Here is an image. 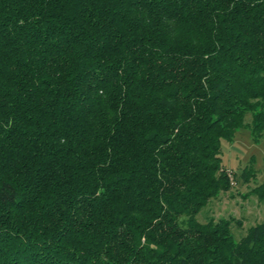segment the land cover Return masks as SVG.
Returning a JSON list of instances; mask_svg holds the SVG:
<instances>
[{
	"label": "trees",
	"instance_id": "obj_1",
	"mask_svg": "<svg viewBox=\"0 0 264 264\" xmlns=\"http://www.w3.org/2000/svg\"><path fill=\"white\" fill-rule=\"evenodd\" d=\"M245 128L264 0H0V264H264V220L197 219Z\"/></svg>",
	"mask_w": 264,
	"mask_h": 264
},
{
	"label": "rangeland",
	"instance_id": "obj_2",
	"mask_svg": "<svg viewBox=\"0 0 264 264\" xmlns=\"http://www.w3.org/2000/svg\"><path fill=\"white\" fill-rule=\"evenodd\" d=\"M247 115L246 123H251ZM222 159L224 166L233 175L232 189L219 198L212 200L198 214L200 222L211 218H235L231 226L235 240H240L247 230L264 220V201L252 190L264 183V137L258 142L251 135L250 128L238 131L233 142H222ZM248 172L250 180L245 184L242 175ZM241 222V225L238 224Z\"/></svg>",
	"mask_w": 264,
	"mask_h": 264
}]
</instances>
